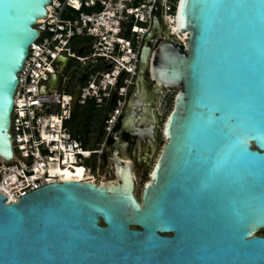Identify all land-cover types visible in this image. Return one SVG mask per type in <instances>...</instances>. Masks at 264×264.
Here are the masks:
<instances>
[{"label":"water","instance_id":"1","mask_svg":"<svg viewBox=\"0 0 264 264\" xmlns=\"http://www.w3.org/2000/svg\"><path fill=\"white\" fill-rule=\"evenodd\" d=\"M52 3L0 0V157L9 162L19 76ZM225 3L264 0H184L183 11L180 0L188 47L166 40L142 51L151 82L182 89L142 201L133 161L113 148L106 185L55 183L17 203L0 194V264H264V10L214 6ZM139 83L122 123L156 144V109L147 114Z\"/></svg>","mask_w":264,"mask_h":264},{"label":"built area","instance_id":"2","mask_svg":"<svg viewBox=\"0 0 264 264\" xmlns=\"http://www.w3.org/2000/svg\"><path fill=\"white\" fill-rule=\"evenodd\" d=\"M179 1L53 0L47 18L36 26L40 38L19 76L11 125L14 158L0 157V194L8 203L55 183L109 182L114 167L104 155L127 107V86L138 74L157 14L169 31L168 18H176ZM72 63L87 69L85 84L71 95L60 94ZM88 105L111 107L106 141L95 149L84 146L70 127L76 108ZM78 168L84 170V181L75 179ZM63 170H70L74 179H63Z\"/></svg>","mask_w":264,"mask_h":264},{"label":"rangeland","instance_id":"3","mask_svg":"<svg viewBox=\"0 0 264 264\" xmlns=\"http://www.w3.org/2000/svg\"><path fill=\"white\" fill-rule=\"evenodd\" d=\"M166 35L179 45H184L182 42L178 41L176 38L172 37L169 31L166 29ZM150 44V41L147 43ZM154 49V45H152ZM88 72L82 65L72 63L68 70L65 73L66 77V87H62L60 89V94H68L71 95L74 90L78 89L81 86H84ZM144 77V78H143ZM140 80L143 85V89L148 92V99L152 102H156L158 104V112L157 117L159 121V128L158 132L161 138L164 140L163 137V129L164 125L172 113L174 109L175 100L177 97V90L175 91H167L163 90L162 92L155 93L156 90L150 78L146 74L140 75ZM159 93V94H158ZM109 106V105H108ZM104 107L103 109H98L94 105H88L87 107H77L74 113V122L71 123V127L74 131L78 134L83 144L85 141L87 143V147L90 149L98 148L99 146L103 145L106 141L107 134L105 131L106 127V119L110 114L111 107ZM165 143H161L160 150L164 147ZM160 154L158 150L155 155H150L151 161L145 163L139 162L135 168L136 178L139 183V197L142 196V192L146 183L150 180V173L154 167V164ZM127 159H130V155L124 153ZM109 164V163H108ZM103 175L106 176L107 173L103 172ZM260 236H264V231L259 234Z\"/></svg>","mask_w":264,"mask_h":264},{"label":"flooded vegetation","instance_id":"4","mask_svg":"<svg viewBox=\"0 0 264 264\" xmlns=\"http://www.w3.org/2000/svg\"><path fill=\"white\" fill-rule=\"evenodd\" d=\"M155 26L157 27L153 33L152 36V40H150L151 46L154 45V49H156L159 44L163 41L169 40L170 42H172L174 45L179 46L178 43L175 42V40H173L172 38L168 37L166 35V24L164 22V18L161 15V13L157 14L156 17V23ZM144 68L141 65V57H140V63H139V71L138 74L136 75V77L131 81L130 85L127 86L128 89V95L126 98L127 101V107L123 112L122 117L119 119V122L116 126V129L114 130V133L109 137L108 142H107V149L104 155V160L105 163L106 162H112V152H110V149H114L116 150L121 158L125 159L126 156L124 155V153L129 154L130 155V160L133 161L134 166L136 168V166L138 165L139 162H143L146 164V162L151 161L150 155H153L154 152V148H157V151H161L160 150V146L161 143H165V141L161 138V136L159 135L158 132V141L154 142L153 139H151V137H141V136H137L135 134H137V132L134 130V126H133V122L128 125L126 122L122 123L123 119L129 117V110L132 106V104L134 103V99L136 94L139 92V88H140V83H139V74L141 69ZM127 79V77H124L123 79V85H125V80ZM154 89L157 86L155 83H153ZM175 91L177 90V94L179 93L180 90L178 89H168V88H161L156 90V94L157 92H162V91ZM158 93V94H159ZM152 104V109L150 110V117H152V113L154 111V109H156V114L158 112V104L155 105V102L150 101ZM145 110V109H143ZM118 133V135L116 136V138H118L120 141L118 144L115 145V138H114V134ZM156 145V147H155ZM163 149V147H162ZM151 181V179L147 182L149 183ZM146 183V184H147ZM139 185V183L137 182V186ZM144 190V189H143ZM143 193V192H142ZM137 199L139 200V202L142 201V196L139 197V193L137 192ZM103 226V222L101 224ZM264 237V236H263Z\"/></svg>","mask_w":264,"mask_h":264},{"label":"bare ground","instance_id":"5","mask_svg":"<svg viewBox=\"0 0 264 264\" xmlns=\"http://www.w3.org/2000/svg\"><path fill=\"white\" fill-rule=\"evenodd\" d=\"M42 21H40V22H42ZM168 21L171 24V28L169 30L170 35H175V37L179 38L188 47V42L187 41H188V38H189V34H184V33L181 32V30H180V28L178 26V22L176 21V18L170 17V18H168ZM143 69L144 68H142L141 70H143ZM141 73L144 74V70ZM139 79H140V76H139ZM161 88L162 87L156 86L155 90H158V89H161ZM147 97H148V92L146 90H143L142 91V98H147ZM149 102L150 101H145V103H149ZM149 113H150V110L148 109L147 114H149ZM124 160L125 161H130V159H127V158H125ZM79 170H80V168H78V170L75 172V174H76V178L75 179H77L79 181H84L85 180L84 179V176H85L84 175V170H83V172H80ZM62 173H63V175H62ZM65 173H68L69 175H65ZM61 175H62L63 179H65L66 181H72L74 179L73 178L74 175L72 174V172L70 170H63V172H61ZM136 180H137V178H136ZM91 181H94V180H91ZM137 182H138V180H137ZM137 192H139V185L137 186L136 197H137Z\"/></svg>","mask_w":264,"mask_h":264},{"label":"snow or ice","instance_id":"6","mask_svg":"<svg viewBox=\"0 0 264 264\" xmlns=\"http://www.w3.org/2000/svg\"><path fill=\"white\" fill-rule=\"evenodd\" d=\"M80 5L77 4L76 7H79ZM215 7H237V8H246V9H252V10H257V9H261L264 10V4L261 5H256V4H249V3H225V4H216L214 5ZM7 9H11L10 5L6 6ZM184 8V0H181V10L183 11ZM262 15H264V12H262ZM181 24H183V17L181 18ZM17 57L19 56V52L16 53ZM7 105H8V100H7V96L4 97V109H7ZM262 117H264V113H261ZM249 120L253 126V128H255L256 126V114L255 112H251L249 114ZM260 130L262 133H264V120L261 121V125H260ZM80 172H83V169L79 170ZM65 175H69L68 173H65Z\"/></svg>","mask_w":264,"mask_h":264},{"label":"trees","instance_id":"7","mask_svg":"<svg viewBox=\"0 0 264 264\" xmlns=\"http://www.w3.org/2000/svg\"><path fill=\"white\" fill-rule=\"evenodd\" d=\"M72 122H74V116H73V120H72ZM72 122H71V123H72ZM71 123H70V125H71ZM71 126H72V125H71ZM71 126H70V127H71ZM71 130H72V132H73V135L77 137V136H78V135H77L78 133H77L76 131H74L72 127H71ZM84 146L87 147V143H86V141H85Z\"/></svg>","mask_w":264,"mask_h":264}]
</instances>
